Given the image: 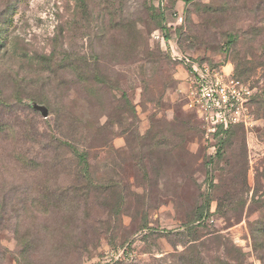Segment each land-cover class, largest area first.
Returning a JSON list of instances; mask_svg holds the SVG:
<instances>
[{"label":"rangeland","instance_id":"rangeland-1","mask_svg":"<svg viewBox=\"0 0 264 264\" xmlns=\"http://www.w3.org/2000/svg\"><path fill=\"white\" fill-rule=\"evenodd\" d=\"M8 1L0 88L39 100L4 117L0 264H264V0ZM174 54L247 83L248 125L207 136Z\"/></svg>","mask_w":264,"mask_h":264},{"label":"built area","instance_id":"built-area-1","mask_svg":"<svg viewBox=\"0 0 264 264\" xmlns=\"http://www.w3.org/2000/svg\"><path fill=\"white\" fill-rule=\"evenodd\" d=\"M174 55L187 66L189 106L196 107L205 124L207 136H214L218 131L237 124L248 125L247 104L253 90L247 83L218 68Z\"/></svg>","mask_w":264,"mask_h":264},{"label":"trees","instance_id":"trees-1","mask_svg":"<svg viewBox=\"0 0 264 264\" xmlns=\"http://www.w3.org/2000/svg\"><path fill=\"white\" fill-rule=\"evenodd\" d=\"M13 2L8 1V3H5V5L0 9V65H1V61L3 59H9L11 57V55L9 54L10 49V27L13 24V16L16 13V7L13 5ZM231 41V40H230ZM28 59L30 60V58L33 61H37L39 60L37 54L36 55H32L29 56L24 55L22 56V59ZM6 95L3 94L2 89L0 88V136L8 133L9 131L11 132L13 130V127L7 123L6 119L4 118L6 115H10L11 113L15 112L18 105H23L25 108H29L28 104H24V101L26 100H39L35 97H30V96H22L19 93H15L14 98L11 99V101H8V99L5 97ZM24 108V109H25ZM234 126H230L228 129L224 130V131H218V133L216 134L221 135V137L224 134H228L231 129ZM221 133V134H220ZM65 145H68V143H65ZM217 151V150H216ZM73 153L75 154V156L77 157V159L80 161L81 159L84 158L83 154H78L76 150H73ZM73 154V155H74ZM202 206H198L196 209H200ZM203 208H207V205L204 206ZM201 209L202 213L199 216V218H201L202 216L206 217L207 213H208V209ZM190 224H193L194 221H190ZM189 225V224H188ZM188 225L186 227H188ZM196 227L191 226L188 227V231L191 232L192 230H195ZM198 238H192L191 242L196 241Z\"/></svg>","mask_w":264,"mask_h":264},{"label":"water","instance_id":"water-1","mask_svg":"<svg viewBox=\"0 0 264 264\" xmlns=\"http://www.w3.org/2000/svg\"><path fill=\"white\" fill-rule=\"evenodd\" d=\"M33 107L36 110H39L44 118L48 116V109L44 105L34 103Z\"/></svg>","mask_w":264,"mask_h":264}]
</instances>
